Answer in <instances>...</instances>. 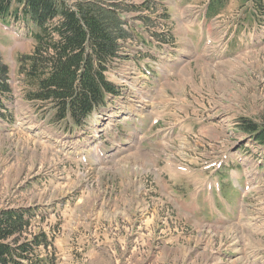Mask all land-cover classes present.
I'll use <instances>...</instances> for the list:
<instances>
[{
	"label": "rangeland",
	"instance_id": "rangeland-1",
	"mask_svg": "<svg viewBox=\"0 0 264 264\" xmlns=\"http://www.w3.org/2000/svg\"><path fill=\"white\" fill-rule=\"evenodd\" d=\"M208 1L102 0L128 7L119 94L71 133L24 99L30 21L0 19V213L31 211L29 264H264V146L239 128L264 129V0H226L207 23Z\"/></svg>",
	"mask_w": 264,
	"mask_h": 264
},
{
	"label": "trees",
	"instance_id": "trees-1",
	"mask_svg": "<svg viewBox=\"0 0 264 264\" xmlns=\"http://www.w3.org/2000/svg\"><path fill=\"white\" fill-rule=\"evenodd\" d=\"M0 0V19L4 24L11 10L30 21L34 49L19 58L18 75L23 83L24 99L38 111L47 109L51 122L82 129L87 121L105 107L107 98L119 93L109 82L111 67L122 61V41L130 37L122 11L102 0ZM226 0H211L207 18L220 14ZM15 3L21 8L14 9ZM142 6L129 9L142 12ZM15 18L19 19V16ZM10 71L0 60V120L14 124L7 106L13 90ZM239 128L264 144V129L239 121ZM30 210L0 213V264H28L31 254L42 245L35 237L24 239L30 230ZM30 261V262H29Z\"/></svg>",
	"mask_w": 264,
	"mask_h": 264
},
{
	"label": "bare ground",
	"instance_id": "bare-ground-1",
	"mask_svg": "<svg viewBox=\"0 0 264 264\" xmlns=\"http://www.w3.org/2000/svg\"><path fill=\"white\" fill-rule=\"evenodd\" d=\"M238 229V228H237ZM238 243V242H237Z\"/></svg>",
	"mask_w": 264,
	"mask_h": 264
}]
</instances>
